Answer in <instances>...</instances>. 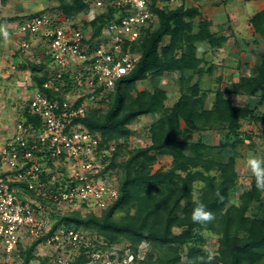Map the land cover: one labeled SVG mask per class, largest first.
<instances>
[{"label": "trees", "instance_id": "16d2710c", "mask_svg": "<svg viewBox=\"0 0 264 264\" xmlns=\"http://www.w3.org/2000/svg\"><path fill=\"white\" fill-rule=\"evenodd\" d=\"M57 1V9L66 17L73 18L88 9L85 0ZM157 1L151 0L150 7L158 17L157 23L142 28L133 44V51L140 54L135 68L119 79L114 90L101 97L84 117L75 120L91 133L99 134L103 142H115L116 148L102 172L119 171V195L98 212L52 214V230L64 225L93 234L97 239L93 246L101 250L125 243L137 253L146 244L148 251L136 264H201V259L212 252L205 248L209 237L217 240L213 264H264V191L256 188L253 175L250 186L241 192L237 202L232 201L239 181L237 147L245 139L254 146L251 136L242 133V122L264 121L256 113L257 105L264 101V92H260L264 90V53L250 67L248 75L224 87L202 89L193 78L211 73L213 65L197 56V44L205 42L210 48H220L227 37L211 31L212 20L199 7H185L183 3L170 8L158 6ZM114 12L113 7L107 6L105 12L83 26L89 25L92 36H97ZM13 19L0 17V26ZM247 24L251 35L264 41V7L253 13ZM165 38L168 42L164 44ZM41 54L37 63L23 66L31 72L33 86L39 89L47 81L45 68L51 60L45 50ZM173 72L178 73V97L173 104L166 105L168 96L161 79ZM146 80L151 89L139 90L137 83ZM221 81L219 77L218 84ZM209 94H213L210 105ZM230 96L257 98V102L255 106L233 104ZM57 97L62 99L61 95ZM144 115L153 116L148 126L150 143L129 148L131 125ZM19 118L26 122L38 120L26 108ZM214 130L223 131L217 144L193 139L195 132ZM226 149L234 153L225 159ZM162 157L170 159L169 166L155 169ZM26 191L34 195L33 191ZM198 200L214 214V220L192 222ZM44 240L41 237L19 247L16 256L21 264L33 260L54 264L49 257L35 254L37 245ZM88 261L87 251L82 249L71 264Z\"/></svg>", "mask_w": 264, "mask_h": 264}, {"label": "built area", "instance_id": "2783aa9c", "mask_svg": "<svg viewBox=\"0 0 264 264\" xmlns=\"http://www.w3.org/2000/svg\"><path fill=\"white\" fill-rule=\"evenodd\" d=\"M85 2L88 9L73 18L55 10L26 16L17 25L21 39L39 37L51 60L45 68L48 76L43 89L31 85L26 101L27 113L38 120L19 118L24 108L13 128L0 138L2 258L17 254L20 246L41 237L45 240L37 247L50 250L46 256L54 264H71L82 249L87 251L88 264H136L144 258L140 248L134 253L125 243L111 245L108 250L95 249L97 239L84 232L64 225L52 230V214L98 212L117 199L118 183L110 181L111 172H102L115 142H103L99 134L75 120L84 117L135 68L140 54L133 51V44L142 28L158 21L151 0ZM183 3L157 1L158 6L170 8ZM107 6L115 9L114 16L92 36L84 22L105 12ZM82 14L86 17L76 23ZM28 46L22 40L20 50L26 51Z\"/></svg>", "mask_w": 264, "mask_h": 264}, {"label": "rangeland", "instance_id": "374dc122", "mask_svg": "<svg viewBox=\"0 0 264 264\" xmlns=\"http://www.w3.org/2000/svg\"><path fill=\"white\" fill-rule=\"evenodd\" d=\"M213 0L212 2H214ZM205 6H209L211 0H200ZM221 8L216 9V12H206L209 18L212 19V31H217L219 34H223L228 30H225V24L230 22L231 19L236 20L240 26L235 27L233 34L238 38V43L240 46L244 47L248 45L252 49L244 52L242 62L247 63V67L250 69L251 65L255 64L260 56L259 52L253 48V45L262 42L258 36H252L249 26L247 27L246 18L258 10V7L262 5L264 7V0H225L221 2ZM208 4V5H206ZM58 1L57 0H0V17L14 18L12 21L6 22L0 26V138L6 136L20 115V112L26 107V101L28 100L31 92V85H33L32 74L28 69H23L28 62H38L42 56L41 53L44 52V47L39 42L40 39L37 37L27 36L25 38L20 37L18 32V23L22 18L32 15L36 12H53L57 11ZM210 8V7H209ZM261 9V7H260ZM218 10V11H217ZM86 17L85 15H79L76 17V23L79 22V18ZM156 23L152 24L155 26ZM229 36H232L229 34ZM255 38V39H254ZM259 40L254 43V40ZM22 40H26L29 44L26 51L20 50V44ZM244 42V44H243ZM264 42V41H263ZM252 44V45H251ZM229 46L222 47L219 52L212 54L214 60L217 64L216 70L213 76L203 75L195 76L193 82L199 83L202 89L214 88L216 85L224 87L225 84L235 81L236 78L240 77V73H248L249 70L246 69L228 67L227 64L231 62H236L234 60H229V53L235 50L234 46L228 44ZM264 48V44L260 46ZM201 48V46H200ZM199 48V49H200ZM247 48V49H249ZM240 50V49H239ZM262 49L261 51H263ZM221 78V82L216 81L217 78ZM177 76L171 74V76H163L161 79V85L167 90V101L166 105H171L177 98L178 87L175 84V79ZM217 82V84H216ZM139 89H151V84L149 80L141 81L138 83ZM260 92H264L261 90ZM213 99V94H209L208 101ZM233 104L244 105L249 103L251 106H255L257 98H249L247 96H230ZM99 102V101H98ZM96 102L95 105L98 103ZM256 113L264 117V101L262 104L257 105ZM157 117V116H156ZM152 115H144L139 117L131 125V136L128 141L129 148L144 146L148 143V126L152 121ZM242 133L245 135H250L254 146L251 147L247 139L244 140L243 144L237 147L238 158L236 170L239 176L238 185L233 193L232 201L237 202L239 195L242 191L250 186L251 181V171L248 167V158L252 155H264V121L253 123V122H242L241 127ZM223 131L214 130L206 133H197L193 135V139L197 138L206 141L209 144H217L222 135ZM234 151L232 149H226L224 152L225 159L232 156ZM170 159L167 157H162L155 164V169L159 166L168 167ZM110 181L113 183L119 182V171L113 169L110 173ZM264 194V193H263ZM49 227V224H47ZM87 234V233H86ZM92 238H96L95 236ZM29 243H27L28 245ZM205 248L209 251L214 252L217 248V240L214 237L208 238V243ZM52 249V248H51ZM148 251L146 244H142L140 247V253L145 256ZM36 256L43 257L51 253L50 250L43 247L42 245L36 248ZM14 253L12 256L0 258V264H21V260ZM184 259V254H183ZM30 264H39V260H33Z\"/></svg>", "mask_w": 264, "mask_h": 264}, {"label": "crops", "instance_id": "0c3cea01", "mask_svg": "<svg viewBox=\"0 0 264 264\" xmlns=\"http://www.w3.org/2000/svg\"><path fill=\"white\" fill-rule=\"evenodd\" d=\"M210 0H208V2H209ZM213 0H211V3H209V6H205L204 4H202L201 2H200V0H184V5H185V7H190V6H197V7H199L200 8V10H201V12H202V14L203 15H205V16H208V14H206V12H208V13H210V12H216V9H218V8H221V5H222V3L221 2H224L225 0H215L214 2H212ZM206 5H208V4H206ZM210 7V8H209ZM260 7L261 8H263L262 7V5H260L259 7H258V10H260ZM219 10V9H218ZM217 10V11H218ZM257 10V11H258ZM257 11H255V12H257ZM254 12V13H255ZM253 14V13H252ZM252 14H250L247 18H246V24H247V22H248V19H249V17L252 15ZM208 17H210V16H208ZM211 18V17H210ZM212 20V19H211ZM212 26V25H211ZM237 26H240L239 25V23L236 21V20H232L231 19V21L230 22H228V23H226L225 24V30L227 29L228 30V32H229V34H231L232 36H229V34L227 35V31H225L223 34H218L217 33V31H212V29H211V27H210V29H211V31L213 32V33H215L216 35H223V36H226L227 37V41L225 42V44L222 46V47H225V46H229L228 44H231V45H233L234 46V48H235V50L233 51V52H231V53H229L228 55L230 56L229 58V60H234V61H236V62H231V63H229V64H227V66L228 67H234V68H237V69H243V67H244V69H246V71L247 70H250L248 67H247V63H245V62H242V64H241V61L240 60H242L243 61V59L241 58V57H243V54H244V52L246 53V52H248L247 50H250V49H252V47L251 48H249L248 47V45H245L244 44V42H243V44L245 45L244 47H242V46H240V44L238 43V38H236L235 37V34H233V30L235 29V27H237ZM247 27H248V24H247ZM250 29V28H249ZM168 42V38H165L164 39V44L165 43H167ZM255 43V42H254ZM264 44V42L262 41V42H258V44L256 43V45H253V48L255 49V51L257 50L258 52H259V50H260V55L261 54H263L264 53V50L263 51H261L262 49H264V48H261L260 46H262ZM252 45V44H251ZM200 46H201V48H200ZM222 47H220V48H210L209 47V45L207 44V43H205V42H200V43H198L197 44V56H199V57H203L204 58V60H205V62L207 63V64H209V65H213V70H212V72L211 73H203V74H201V75H196V76H203V75H208V76H213V74H214V71L216 70V67H217V64H216V62H215V60H214V57L212 56V54H214V53H217V52H219V50H221L222 49ZM200 48V49H199ZM247 48H249V49H247ZM240 49V50H239ZM42 55V54H41ZM245 55V54H244ZM254 65V64H253ZM253 65H251V67L253 66ZM171 74H173V75H175V76H177L178 77V73H176V72H173V73H166V74H164V76H171ZM249 74V71H248V73H247V75ZM242 75H246V74H243L242 72L240 73V76H242ZM238 80V78H236L235 79V81H237ZM217 82H218V78H217V80H216ZM141 82V81H140ZM217 82H216V84H217ZM139 83V82H138ZM138 83H137V87H138ZM217 86V85H216ZM215 86V87H216ZM214 87V88H215ZM213 87L212 88H210V89H214ZM139 89V88H138ZM139 90H143V89H139ZM167 91V90H166ZM168 95V94H167ZM177 97H178V95H177ZM177 99V98H176ZM173 104V103H172ZM153 119V118H152ZM198 139V138H197ZM196 139V140H197ZM206 142V141H205ZM150 143V141H149V138H148V143L147 144H149ZM146 144V145H147ZM145 146V145H144Z\"/></svg>", "mask_w": 264, "mask_h": 264}, {"label": "clouds", "instance_id": "9594fccd", "mask_svg": "<svg viewBox=\"0 0 264 264\" xmlns=\"http://www.w3.org/2000/svg\"><path fill=\"white\" fill-rule=\"evenodd\" d=\"M251 174L255 178L256 188L264 191V155H252L247 161ZM214 214L207 209L202 201H197L196 207L192 212L191 220L193 223H206L214 220ZM215 253L209 252L206 258L201 259V264H213Z\"/></svg>", "mask_w": 264, "mask_h": 264}]
</instances>
